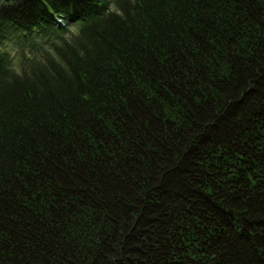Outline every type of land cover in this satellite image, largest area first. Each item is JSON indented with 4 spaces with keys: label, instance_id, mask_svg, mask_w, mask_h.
<instances>
[{
    "label": "trees",
    "instance_id": "trees-1",
    "mask_svg": "<svg viewBox=\"0 0 264 264\" xmlns=\"http://www.w3.org/2000/svg\"><path fill=\"white\" fill-rule=\"evenodd\" d=\"M0 264H264V0H0Z\"/></svg>",
    "mask_w": 264,
    "mask_h": 264
},
{
    "label": "rangeland",
    "instance_id": "rangeland-1",
    "mask_svg": "<svg viewBox=\"0 0 264 264\" xmlns=\"http://www.w3.org/2000/svg\"><path fill=\"white\" fill-rule=\"evenodd\" d=\"M79 26V23H71L69 26V33L66 34V36H70V34H75L77 32V27ZM8 51L10 52V55L13 59V66L16 71H19L21 67L27 69L28 68V61L27 59L33 58L36 55H39L41 52L48 49V47L45 46L44 41H42L40 38H34V44H31L24 39L20 41L19 44L13 43L7 44ZM23 56L22 63L20 64V58Z\"/></svg>",
    "mask_w": 264,
    "mask_h": 264
}]
</instances>
